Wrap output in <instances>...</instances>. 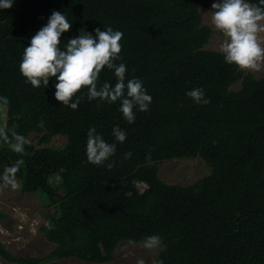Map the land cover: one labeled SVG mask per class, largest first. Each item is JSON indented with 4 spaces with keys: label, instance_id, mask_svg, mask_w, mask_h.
<instances>
[{
    "label": "trees",
    "instance_id": "trees-1",
    "mask_svg": "<svg viewBox=\"0 0 264 264\" xmlns=\"http://www.w3.org/2000/svg\"><path fill=\"white\" fill-rule=\"evenodd\" d=\"M203 1L14 0L0 10V97L9 100L4 127L37 137L23 157L0 146V174L22 158L21 193L42 194L54 209L43 213L51 226L40 229L53 245L47 255L20 258L0 244L3 260L108 264L122 243L158 234L166 247L155 258L163 264H264V76L256 79L205 49L212 31L202 23ZM54 10L72 23L62 42L81 27L93 35L107 27L123 33L118 63L126 65V80L142 81L152 97L149 111H137L129 124L119 102L82 99L72 110L54 99V78L45 88L25 83L19 71L24 48ZM104 82L114 85L111 70L100 73ZM194 88L210 103H194L186 95ZM117 126L126 140L104 166L90 164L88 130L95 127L115 143ZM56 136L65 137V145L47 146ZM183 159L201 160L208 174L186 186L164 183L159 164ZM55 175L59 189L49 182ZM135 183L144 185L142 192ZM4 217L0 213V222Z\"/></svg>",
    "mask_w": 264,
    "mask_h": 264
},
{
    "label": "clouds",
    "instance_id": "clouds-1",
    "mask_svg": "<svg viewBox=\"0 0 264 264\" xmlns=\"http://www.w3.org/2000/svg\"><path fill=\"white\" fill-rule=\"evenodd\" d=\"M14 0H0V10L12 8ZM214 30L223 39L219 51L226 64L235 66L239 71L258 73L264 70V0L258 4L249 0H215L211 10L206 12ZM72 23L62 11H52L47 23L30 39L24 48L19 64V71L25 83L32 88L47 87L54 78V99L61 106L76 110L82 99L87 101L119 102V111L127 123H134L136 112H147L152 97L147 93L142 81L137 78L126 80V65L121 61V40L123 33L111 27L97 28L88 33L83 27L74 38L62 42V34L71 30ZM111 70L115 77L114 85L100 83L102 70ZM82 93V94H81ZM186 95L199 105H207L202 88H194ZM9 104L7 97H0V109ZM115 143H108L97 129L92 127L87 132L85 154L87 161L94 166H104L116 153L117 143L126 140V133L118 126L112 129ZM30 140L24 135L0 127V146H7L11 152L20 157L27 155L26 145ZM131 153L125 154V159ZM146 160L151 162L150 153ZM114 161L107 163V168L114 166ZM24 164L22 158L15 160L3 169L0 181L3 186L19 188L17 173ZM128 245L135 247L136 242L129 240ZM140 246L150 253L163 250L166 245L160 235L145 237ZM136 264H145L138 259ZM151 264H163L153 257Z\"/></svg>",
    "mask_w": 264,
    "mask_h": 264
},
{
    "label": "rangeland",
    "instance_id": "rangeland-1",
    "mask_svg": "<svg viewBox=\"0 0 264 264\" xmlns=\"http://www.w3.org/2000/svg\"><path fill=\"white\" fill-rule=\"evenodd\" d=\"M213 2L215 0H204L200 4L199 10L203 25L212 31V37L205 49L219 51L223 37L214 30L210 23V17L206 14L211 10ZM249 73L256 79L264 76V70L258 73ZM5 124L6 108L0 109V127H4ZM29 140L30 143L36 145L37 137L35 134L30 135ZM65 143V137L56 136L47 146L61 148ZM207 174V167L199 159L166 160L159 164V178L169 185L186 186ZM49 182L54 189L60 188V179L57 175L51 177ZM18 183L20 185L19 181ZM135 187L140 192L144 189V185L140 183H135ZM58 194L61 195L62 192L59 190ZM45 211L53 213L54 209L42 194H22L20 186L17 189H12L10 186H3V182L0 181V213L5 215L0 222V244L12 255L20 258H41L47 255L53 249V245L45 240L40 231L41 228L51 226V221L43 216ZM158 252L150 253L143 249L140 243H137L135 247L128 245V243H122L114 253L113 261L108 264H136L137 260L141 258L145 260V264H151L153 257ZM0 264L10 263L0 257ZM45 264L86 263L74 259L52 258Z\"/></svg>",
    "mask_w": 264,
    "mask_h": 264
}]
</instances>
